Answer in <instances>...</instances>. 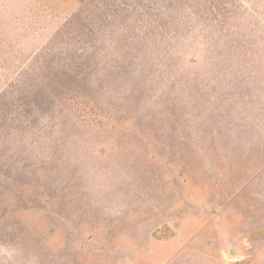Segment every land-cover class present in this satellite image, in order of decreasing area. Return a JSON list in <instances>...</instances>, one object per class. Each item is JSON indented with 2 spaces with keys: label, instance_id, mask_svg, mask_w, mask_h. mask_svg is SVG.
I'll use <instances>...</instances> for the list:
<instances>
[{
  "label": "rangeland",
  "instance_id": "rangeland-1",
  "mask_svg": "<svg viewBox=\"0 0 264 264\" xmlns=\"http://www.w3.org/2000/svg\"><path fill=\"white\" fill-rule=\"evenodd\" d=\"M0 264H264V0H0Z\"/></svg>",
  "mask_w": 264,
  "mask_h": 264
}]
</instances>
